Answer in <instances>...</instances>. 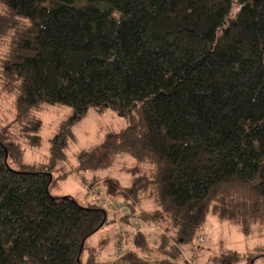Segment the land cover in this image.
<instances>
[{
  "label": "trees",
  "instance_id": "trees-1",
  "mask_svg": "<svg viewBox=\"0 0 264 264\" xmlns=\"http://www.w3.org/2000/svg\"><path fill=\"white\" fill-rule=\"evenodd\" d=\"M2 95L14 112L0 126V264H83L87 240L108 223V204L51 195L90 109L127 121L76 157L88 191L84 174L132 160L128 183L99 187L121 199L113 220L139 227L134 252L129 229L116 234L113 264H177L210 213L264 236V0H0ZM45 106L72 114L49 160L27 166ZM261 258L264 242L221 249L209 264Z\"/></svg>",
  "mask_w": 264,
  "mask_h": 264
},
{
  "label": "rangeland",
  "instance_id": "rangeland-1",
  "mask_svg": "<svg viewBox=\"0 0 264 264\" xmlns=\"http://www.w3.org/2000/svg\"><path fill=\"white\" fill-rule=\"evenodd\" d=\"M13 112L12 99L2 95L0 97V126L11 122ZM71 114L72 110L67 107H44L43 111L38 115L42 123L39 133L40 146L33 148L25 144V155L23 158L25 165H40L49 160V141L57 133L60 125ZM126 126L127 121L117 116L112 110L107 109L98 112L95 109H90L84 118L73 125L72 134L75 140L69 144L66 151L67 162L65 164H57L59 172L54 173L56 178L60 177L59 175H62L63 172L66 176L51 189L52 196L71 197L83 207L99 202H102L101 205L103 206L108 204L111 207H108L107 210L108 223L86 242V249L82 257L83 264H113L114 260H117L113 256V253H115L114 247H116V234L120 235L121 232L127 233L126 229L128 230L129 226H126L124 223L121 224L118 220H113L112 218L114 213L115 215L121 214V199L105 196L99 187H101V180H112L113 183H120V185L128 183L130 176L126 171H128V166L132 160L116 158L114 165L110 169L84 174L87 181L92 179L88 182L93 184V188L91 191H88V188L76 174V157L82 151L100 146L106 135L117 133ZM11 129L16 135V127L12 126ZM138 229V225L133 222L129 229L132 232H129L128 238L139 233ZM140 231L149 234L148 229H141ZM200 234L203 237V241L195 240L190 246H186L184 248L185 254L178 260L177 264H209L221 249L246 253L264 242L262 234L255 233L245 236L236 225L227 221H220L212 213L207 216ZM122 237L124 238L125 234ZM129 239V242L125 245V249L128 252H134L132 239ZM120 250H123V248H120ZM90 260H92V263L88 262ZM255 264H264V258L257 260Z\"/></svg>",
  "mask_w": 264,
  "mask_h": 264
},
{
  "label": "built area",
  "instance_id": "built-area-1",
  "mask_svg": "<svg viewBox=\"0 0 264 264\" xmlns=\"http://www.w3.org/2000/svg\"><path fill=\"white\" fill-rule=\"evenodd\" d=\"M152 230H153V231H158L159 229H158L157 227H154ZM126 232H128V231H126ZM129 232H132V230H129ZM123 234H125V237H126V234H127V233H125V232H121L119 236H120L121 238H123V237H122ZM199 241H200V242L203 241L202 237L199 239ZM123 250H124V249H123ZM123 250H120V248H119L118 253L121 254V253L123 252ZM118 253H116L117 256L119 255Z\"/></svg>",
  "mask_w": 264,
  "mask_h": 264
},
{
  "label": "crops",
  "instance_id": "crops-1",
  "mask_svg": "<svg viewBox=\"0 0 264 264\" xmlns=\"http://www.w3.org/2000/svg\"><path fill=\"white\" fill-rule=\"evenodd\" d=\"M112 218H114V217H112ZM117 241V240H116ZM116 244V243H115ZM114 252H115V247H114ZM113 256H114V253H113ZM115 261V260H114Z\"/></svg>",
  "mask_w": 264,
  "mask_h": 264
}]
</instances>
